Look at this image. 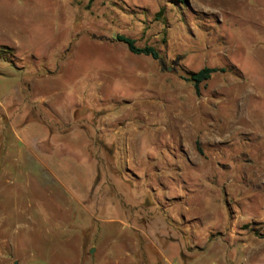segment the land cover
<instances>
[{
    "label": "rangeland",
    "instance_id": "374dc122",
    "mask_svg": "<svg viewBox=\"0 0 264 264\" xmlns=\"http://www.w3.org/2000/svg\"><path fill=\"white\" fill-rule=\"evenodd\" d=\"M0 264H264V0H0Z\"/></svg>",
    "mask_w": 264,
    "mask_h": 264
},
{
    "label": "trees",
    "instance_id": "16d2710c",
    "mask_svg": "<svg viewBox=\"0 0 264 264\" xmlns=\"http://www.w3.org/2000/svg\"><path fill=\"white\" fill-rule=\"evenodd\" d=\"M118 39L121 42H124L128 46L129 50L135 54L149 55L153 58H159L160 56L156 48L152 46L140 47L136 44V40L130 36L119 35ZM220 70L221 69L218 67H204L197 72H193L189 77H187V79L193 81L195 86L198 88L201 82L209 79L213 75V73L218 72Z\"/></svg>",
    "mask_w": 264,
    "mask_h": 264
}]
</instances>
